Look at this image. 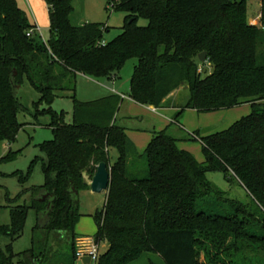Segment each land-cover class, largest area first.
I'll use <instances>...</instances> for the list:
<instances>
[{"label":"trees","instance_id":"16d2710c","mask_svg":"<svg viewBox=\"0 0 264 264\" xmlns=\"http://www.w3.org/2000/svg\"><path fill=\"white\" fill-rule=\"evenodd\" d=\"M73 1L47 0L51 38L39 43L35 34L27 35L34 26L18 1L0 0V143L14 141L23 127L18 89L24 75L39 92L38 104L50 106L60 96L75 102L73 122L55 118L54 138L40 144L46 154L43 184L23 189L18 198L28 195L30 202L9 206L11 223L0 225V235L16 238L35 208V230L43 235L17 255L0 246V264H53L49 241L67 235L72 253L54 264H75L80 191L89 188L84 174L92 177L102 162L110 184L104 208L93 214V237L103 245L98 264H129L145 252L167 264H264V0L261 25L249 22L248 0H106L125 13L124 33L113 41L104 38L106 24H74ZM141 18L147 25L138 24ZM203 51L211 73L197 61ZM132 57L138 63L130 97L140 104L162 107L186 84L189 95L179 112L244 103L253 112L223 131L191 135L203 145L204 162L167 130L155 131L140 152L112 120L115 96L76 99L79 74L117 79ZM98 110L110 114L106 124L89 119ZM209 171L240 182L254 206L226 197L207 179Z\"/></svg>","mask_w":264,"mask_h":264},{"label":"rangeland","instance_id":"374dc122","mask_svg":"<svg viewBox=\"0 0 264 264\" xmlns=\"http://www.w3.org/2000/svg\"><path fill=\"white\" fill-rule=\"evenodd\" d=\"M17 1L23 10L31 14V8L35 9L40 18V23L32 25L39 27L42 32H36L35 37L38 38L39 43L48 42L51 38V32L47 0ZM73 4L75 10L72 14V22L74 24L81 25L85 21L106 24L109 27V30L104 34L106 41H113L124 33L125 13L114 10L112 6L108 7L106 0H74ZM260 12L261 0H248V20L257 17ZM31 14L30 20H32ZM147 23L148 21L144 18L138 21L141 26L147 25ZM254 25H261V23ZM197 61L202 71L207 70L208 73L213 71V66L210 63H205L207 59L205 62H201L197 58ZM137 63V58H129L125 62L120 76L112 80L96 79L79 74L76 99L89 102L107 96H115L116 110L111 115L112 120L125 127L130 139L142 152L148 147L155 131L167 130L172 136L181 139L179 144L183 146L182 148L192 152L199 162H204L203 145L200 140L191 139V135L199 133L200 136H207L223 131L253 112L251 103L213 112L200 113L194 109H185L179 112L177 107L169 105L173 103L176 106L184 101L187 96V91L184 88L179 94L176 93L178 90L173 95L171 94V99L166 102L165 107L153 108L140 104L130 97L131 82ZM18 95L25 106V110L18 115L23 127L19 130L14 141L0 143V225L11 223L9 206L30 202L28 195L18 198L23 189L43 184V159L46 158V154L40 144L45 140L54 138L52 122L55 118H62L65 122H73L74 120L75 102L73 98L60 96L55 98L50 106L46 103L38 104L39 92L31 85L26 75L23 77L22 86L18 89ZM44 109L50 110L45 112ZM97 112L100 114L96 113L97 116L95 117L92 113L93 115H90L89 119L99 124H106L110 115L108 111L98 110ZM175 119H178L179 123H175ZM206 176L216 189L223 192L226 197L254 206L251 195L237 180H227L220 171H209ZM106 196L107 191L94 193L91 188H84L80 191L82 199L81 228H83V232H88L89 235L86 237H92L91 234L95 232L96 223L93 214L104 208ZM37 223L38 212L35 208H30L22 234L16 238L1 234L0 246L5 250L10 249L16 255L31 249L34 236L39 238L40 235H43L35 230ZM49 243L52 252L50 261L53 264L55 261H59L58 259L67 258L72 253L69 235L63 241L52 239ZM145 253H148L149 256H141L142 258L131 262L134 264H167L159 254ZM201 259L204 260L203 257ZM75 264L84 263L77 259Z\"/></svg>","mask_w":264,"mask_h":264},{"label":"water","instance_id":"95a60500","mask_svg":"<svg viewBox=\"0 0 264 264\" xmlns=\"http://www.w3.org/2000/svg\"><path fill=\"white\" fill-rule=\"evenodd\" d=\"M207 51H203L199 54V60L205 62L207 59ZM84 183L91 188L94 193H101L107 191L110 184V171L106 163L102 162L98 164L95 174L91 177L90 175L84 174ZM76 193H79L75 189ZM49 197V193L43 195L41 201H45ZM84 264L91 263V257L86 256L82 259Z\"/></svg>","mask_w":264,"mask_h":264},{"label":"built area","instance_id":"2783aa9c","mask_svg":"<svg viewBox=\"0 0 264 264\" xmlns=\"http://www.w3.org/2000/svg\"><path fill=\"white\" fill-rule=\"evenodd\" d=\"M36 32L42 33L41 29L35 26L28 30L27 35L34 36ZM103 44H105V41L103 42ZM76 246V255L79 260L82 261L84 257L89 256L91 257L90 264H98L100 256L102 254V243L96 241L94 237L89 238L86 236H79L77 238Z\"/></svg>","mask_w":264,"mask_h":264},{"label":"crops","instance_id":"0c3cea01","mask_svg":"<svg viewBox=\"0 0 264 264\" xmlns=\"http://www.w3.org/2000/svg\"><path fill=\"white\" fill-rule=\"evenodd\" d=\"M262 1V0H261ZM48 10H49V8H48ZM25 11V13H26V15H27V17H28V20H29V23L30 24H35V25H37L38 23H40V18L38 17V15L36 14V11H35V9L32 7L31 8V11H32V14L31 13H29V12H27L26 10H24ZM30 14L32 15V20H30ZM86 22H88V21H85L84 23H86ZM249 22L251 23V24H258L259 22L261 23V14H259V15H257V17H252L251 19H249ZM84 23H82V24H84ZM81 24V25H82ZM49 25H50V17H49ZM78 25H80V24H78ZM84 75V74H83ZM184 88V90L185 91H187V96L185 97V99H184V101H182V103H180V104H177L176 106L172 103V104H168L169 106H171V105H173V107H177L178 109H179V107L185 102V100L187 99V97H188V95H189V89H188V86L186 85V84H184V85H182V86H180L178 89H176L175 91H173L171 94L173 95L174 94V92H176L177 90V94H179L180 92H181V89H183ZM169 95L165 100H164V103H163V106L162 107H165L166 106V102L169 100V99H171V96L172 95ZM179 101V100H178ZM150 107H153V106H150ZM153 108H155V107H153ZM180 145V147L182 148L183 146H181V144H179ZM138 149V148H137ZM139 150V149H138ZM140 151V150H139ZM140 152H142V151H140ZM117 152L115 151V150H112L111 151V162H114L116 159H117V154H116ZM82 221V219H80V221H79V223L77 224V227H76V232H77V234L78 235H80V236H87V235H89L88 234V232H83L84 230H82L83 228H81V222ZM96 231H97V227H96V229H95V232L93 233V234H91V236L93 237L94 236V234L96 233ZM145 257V256H149V254L148 253H143L142 254V257ZM141 257V258H142ZM129 264H134V263H129Z\"/></svg>","mask_w":264,"mask_h":264}]
</instances>
